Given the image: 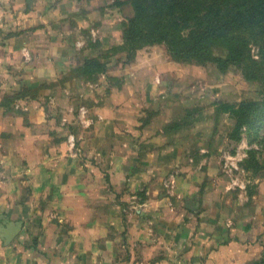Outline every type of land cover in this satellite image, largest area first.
<instances>
[{"label":"crops","instance_id":"crops-1","mask_svg":"<svg viewBox=\"0 0 264 264\" xmlns=\"http://www.w3.org/2000/svg\"><path fill=\"white\" fill-rule=\"evenodd\" d=\"M95 1L0 0V264H264V188L231 185L210 118L162 103L163 63L75 69L109 46Z\"/></svg>","mask_w":264,"mask_h":264},{"label":"rangeland","instance_id":"rangeland-1","mask_svg":"<svg viewBox=\"0 0 264 264\" xmlns=\"http://www.w3.org/2000/svg\"><path fill=\"white\" fill-rule=\"evenodd\" d=\"M129 2L130 0H99L93 3L95 5L92 6H99V11L103 12V19L97 21L99 30H101L97 35L108 42L109 46L103 47L104 49L99 51L100 57L97 60L98 63L93 66L94 68L84 71L87 79H90V83H95L91 82L93 78L92 70L96 67L99 70L105 69L104 58L106 56L119 55L126 63H129L135 58L138 51H148V58L144 60L148 67L144 69V72H150V69L158 64V67L164 65L161 70L162 79L159 84L166 90L165 93L164 91L160 93L161 95L164 94L160 99L162 103L171 109L173 108L172 112L174 111L177 120L180 121L184 120L186 116L198 120L210 118L212 126L216 127L219 135L226 138L223 149L230 155L228 161L237 164L238 169L233 168V171L238 179L244 182V188L247 192L251 195L255 192V186L258 185L264 188V122L256 121L236 128V116L222 109L227 102L236 105L245 100L262 102L264 99V83L261 80L246 78L242 67L230 66L221 70L218 69L213 60L205 62L178 60L170 55L167 46L163 43L143 46L137 49L132 57L133 53L131 55L129 50L130 45L124 41L118 43L121 40V28L124 18L132 13ZM111 24L112 26L117 25V29H113ZM116 39L118 40L116 41ZM91 41L93 42L92 39ZM251 54L255 59L259 58L257 46H251ZM216 55H220L218 49L214 50L213 56ZM142 56H146V54H142ZM78 66L75 67L76 70H80L81 64ZM81 72L83 73V71ZM69 79V77H65L62 81L65 83ZM59 81L62 83L61 80ZM53 85L54 82H45L37 87L38 91L25 92L26 90H19L20 94L26 95L28 98L38 94L41 89L52 88ZM73 96L76 97L74 98L75 105L71 107L74 111L73 116L69 118L75 121L76 127L82 128V118L87 117L89 113L93 114L94 110L92 107L89 111L85 105L81 88ZM42 99L43 102L44 98ZM70 99H73V97ZM175 100L177 104L174 106ZM81 106L85 110L83 115L80 111ZM7 110L10 111V106ZM68 112H70L69 109ZM146 112L149 113L150 111ZM179 125H182V123L179 122ZM81 140L82 137L73 147L76 154L78 152L82 154ZM253 158H256V160L253 161Z\"/></svg>","mask_w":264,"mask_h":264},{"label":"trees","instance_id":"trees-1","mask_svg":"<svg viewBox=\"0 0 264 264\" xmlns=\"http://www.w3.org/2000/svg\"><path fill=\"white\" fill-rule=\"evenodd\" d=\"M129 3L132 13L122 23L121 43L130 45L132 57L143 46L163 43L178 60H213L221 70L242 67L246 78L264 83V0H130ZM252 45L258 47L257 59L251 54ZM217 49L220 55L213 56ZM97 63L95 59L83 58L79 68L83 73L78 72L87 80L84 71ZM103 70L96 67L92 72L95 75ZM20 93L5 96L1 105L9 106L24 97ZM222 109L236 116V128L264 122V99L260 103L245 100L238 105L227 102Z\"/></svg>","mask_w":264,"mask_h":264},{"label":"built area","instance_id":"built-area-1","mask_svg":"<svg viewBox=\"0 0 264 264\" xmlns=\"http://www.w3.org/2000/svg\"><path fill=\"white\" fill-rule=\"evenodd\" d=\"M80 111H82V114L85 112V110H84V108H83L82 106L80 107ZM68 142H69V145H70L71 147L74 146L75 139H74L73 134H70V135L68 136ZM222 157H223V159H224V161H223V159H222L224 167H225L227 170H229L230 173H231V185H237V186H239V187L244 188V187H245L244 182H242L241 180H239L238 177L235 175V173H234V171H233V168H235V169L237 168V169H238L237 164H233V163H230V162L228 161V160H229L228 157H230V155L227 154L226 151H223V153H222ZM229 164H230V165H229Z\"/></svg>","mask_w":264,"mask_h":264},{"label":"water","instance_id":"water-1","mask_svg":"<svg viewBox=\"0 0 264 264\" xmlns=\"http://www.w3.org/2000/svg\"><path fill=\"white\" fill-rule=\"evenodd\" d=\"M263 256H264V252H263Z\"/></svg>","mask_w":264,"mask_h":264}]
</instances>
